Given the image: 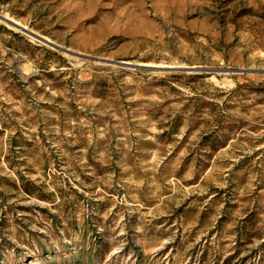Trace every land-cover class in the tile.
<instances>
[{"label": "rangeland", "instance_id": "374dc122", "mask_svg": "<svg viewBox=\"0 0 264 264\" xmlns=\"http://www.w3.org/2000/svg\"><path fill=\"white\" fill-rule=\"evenodd\" d=\"M0 14V264H264V0Z\"/></svg>", "mask_w": 264, "mask_h": 264}, {"label": "water", "instance_id": "95a60500", "mask_svg": "<svg viewBox=\"0 0 264 264\" xmlns=\"http://www.w3.org/2000/svg\"><path fill=\"white\" fill-rule=\"evenodd\" d=\"M0 19L1 20H3V21H5V22H7V23H9V24H11V25H13V26H15V27H17V28H22L23 29V27H21V25H19L17 22H15L14 20H12V19H10V18H8V17H6V16H4V15H1L0 14ZM28 32H30V33H32L31 31H29L28 30ZM33 35H36V34H34V33H32ZM37 37H39V38H41V39H43L41 36H39V35H36Z\"/></svg>", "mask_w": 264, "mask_h": 264}, {"label": "trees", "instance_id": "16d2710c", "mask_svg": "<svg viewBox=\"0 0 264 264\" xmlns=\"http://www.w3.org/2000/svg\"><path fill=\"white\" fill-rule=\"evenodd\" d=\"M25 190H28V189H25ZM38 198H42V195L38 194L36 195Z\"/></svg>", "mask_w": 264, "mask_h": 264}]
</instances>
